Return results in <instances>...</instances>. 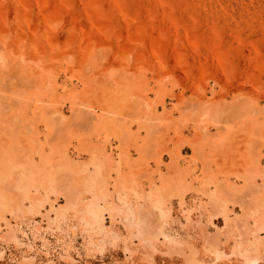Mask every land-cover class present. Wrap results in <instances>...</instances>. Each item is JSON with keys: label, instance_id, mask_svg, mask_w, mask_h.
<instances>
[{"label": "bare ground", "instance_id": "6f19581e", "mask_svg": "<svg viewBox=\"0 0 264 264\" xmlns=\"http://www.w3.org/2000/svg\"><path fill=\"white\" fill-rule=\"evenodd\" d=\"M147 19L150 26L133 32L138 29L135 23ZM131 32L139 34L136 37L140 40H135ZM132 51L136 63L133 59L130 65L135 64L136 72H131L133 67L127 64L121 68L122 59L115 67L121 69L110 71L111 57L120 54L127 59ZM114 61L119 63L116 58ZM128 67L136 75L135 81L141 77L143 88L128 91ZM146 67L152 69L150 77L145 74ZM73 79L82 86L79 92L74 91ZM210 82L218 89L209 87ZM150 83H171L179 89L180 96L189 91L195 108L206 116L203 122H210L216 133L220 131L215 115L218 111L236 109L239 96H244L247 103L264 97V0H0V164L10 167L8 180L0 185V193L5 188L3 194L8 195L7 200L0 199V211L14 206L15 192L8 183L20 178L38 179L37 172L48 159L46 150L65 139L72 143L67 136L76 129L82 131L81 138L77 137V155L86 153L93 158L103 146L97 127L112 94L122 102L129 100L127 106L132 102L131 113L136 117L145 112L148 94L154 91ZM112 84L117 87L115 93L111 91ZM207 88L211 97H207ZM169 94L175 96L172 91ZM227 95L234 102L227 104ZM61 104H67L71 114L66 122L60 118ZM135 117L129 126L133 124L137 130L152 134L155 123L149 117ZM197 125L192 122L191 127L196 129ZM188 130L186 123L175 126L169 144L160 146L158 152L149 147L150 139L145 138L147 150L143 151L154 154L157 172L162 165L157 155L163 151L175 162L188 160L189 156H182L184 145L192 148V157L196 154L201 140L186 139ZM200 131L206 139L215 136L207 126ZM60 158L67 159L65 154ZM20 163L28 169L19 168ZM200 163L197 174L176 170L173 174L181 180L206 176H236L246 182L264 179V171L256 164L236 170L225 162L222 174L212 175L210 165L203 160ZM69 180L64 179L62 194L69 201L81 202L83 191L77 188L78 182ZM87 207L94 215L100 211L94 201ZM133 211L140 223V208L133 207ZM257 217L263 226L264 213ZM155 228L144 229L150 236L147 239L157 238Z\"/></svg>", "mask_w": 264, "mask_h": 264}, {"label": "rangeland", "instance_id": "374dc122", "mask_svg": "<svg viewBox=\"0 0 264 264\" xmlns=\"http://www.w3.org/2000/svg\"><path fill=\"white\" fill-rule=\"evenodd\" d=\"M144 21L135 23L138 29L133 32L150 26L149 19ZM133 35L140 40L139 34ZM133 53L127 54V59L123 54L111 57L110 71H116L122 59L126 63L122 62L121 68L128 65L136 72L135 64L130 65L136 63ZM127 70L130 72L129 67ZM151 72L146 67L147 77ZM129 74L125 83L128 91L143 88L141 77L135 81L136 75ZM75 81L74 91L79 92L82 86ZM150 84L154 91L148 94L145 112L136 115L155 123L152 134L129 126L135 117L130 108L133 103L127 106L129 100L122 102L112 94L103 115L106 117L101 116L97 127L103 146L93 158L86 153L77 155V137L81 138L82 131L76 129L67 136L72 143L63 139L68 144L60 141L46 150L48 159L38 170V179L20 178L8 183L10 186L6 184L15 192V208L0 211V264H264V225H259L257 217L264 213V179L246 182L236 176H206L181 180L173 174L174 170L197 174L201 160L210 165L212 175L222 174L225 162L236 170L256 164L264 171V97L247 103L239 96L236 109L218 111L215 115L221 129L216 133L210 122H203L206 116L195 108L189 91L180 96L171 83ZM110 87L112 92L118 91L116 85ZM207 89V97H211ZM170 91L175 96H170ZM224 101L234 102L231 95ZM66 105H59L64 122L71 116ZM192 122L200 127L192 128ZM183 123L189 129L186 139L201 140L196 154L192 157V148L184 145L182 156L191 158L175 162L163 151L157 155L163 160L157 172L154 154L143 151L145 138L158 152L160 146L169 144L175 126ZM202 126L215 136L206 139L200 131ZM40 130L44 131L42 126ZM64 154L66 160L60 158ZM18 167L28 169L21 163ZM9 168L0 164V185L8 180ZM68 178L78 182L77 188L83 191L81 202L69 201L62 194L64 179ZM4 189L0 199L7 195ZM93 201L100 207L95 215L87 207ZM133 207L140 208L144 222L139 223ZM147 228L161 233L149 240L144 233Z\"/></svg>", "mask_w": 264, "mask_h": 264}]
</instances>
